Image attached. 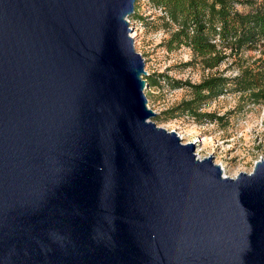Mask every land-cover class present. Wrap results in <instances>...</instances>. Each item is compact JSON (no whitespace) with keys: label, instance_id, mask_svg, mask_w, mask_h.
I'll return each instance as SVG.
<instances>
[{"label":"water","instance_id":"1","mask_svg":"<svg viewBox=\"0 0 264 264\" xmlns=\"http://www.w3.org/2000/svg\"><path fill=\"white\" fill-rule=\"evenodd\" d=\"M135 1L0 0V264H264V159L151 121Z\"/></svg>","mask_w":264,"mask_h":264},{"label":"rangeland","instance_id":"2","mask_svg":"<svg viewBox=\"0 0 264 264\" xmlns=\"http://www.w3.org/2000/svg\"><path fill=\"white\" fill-rule=\"evenodd\" d=\"M134 8V16L141 20L128 18L132 29L130 36L136 52L144 60L146 76L143 79L150 75L155 85H147L144 90L147 105L156 114L151 121L160 128L176 132L182 143H195L197 157L201 160L212 156L223 175L233 178L239 173H250L255 162L264 159V102L252 104L241 101L237 94H227L200 110L201 113L222 117V121L205 119L197 123L185 116L166 120L164 112L191 97L184 83L197 84L208 76L220 74L232 78L238 72L235 66H230V61L210 71L192 61L189 49L168 50L166 41L172 27L159 19L162 11L154 8L149 0H136ZM257 56V53H247V64L253 63ZM172 82L182 84L174 87Z\"/></svg>","mask_w":264,"mask_h":264},{"label":"trees","instance_id":"3","mask_svg":"<svg viewBox=\"0 0 264 264\" xmlns=\"http://www.w3.org/2000/svg\"><path fill=\"white\" fill-rule=\"evenodd\" d=\"M149 1L154 8L162 11L159 19L172 27L166 41L168 50L185 47L191 51L193 62L210 71L230 61V66H235L238 72L232 78L220 74L208 76L197 84L184 83L191 97L164 112L166 120L185 116L197 123L205 119L222 121V117L201 113L200 110L204 105L227 94H237L241 101L246 100L252 104L264 102V2ZM131 17L141 20L134 14ZM250 52L258 56L248 65L247 53ZM150 78V75L145 77L147 85L153 87L155 85ZM172 84L179 87L182 83Z\"/></svg>","mask_w":264,"mask_h":264},{"label":"built area","instance_id":"4","mask_svg":"<svg viewBox=\"0 0 264 264\" xmlns=\"http://www.w3.org/2000/svg\"><path fill=\"white\" fill-rule=\"evenodd\" d=\"M127 21L129 22V19H127Z\"/></svg>","mask_w":264,"mask_h":264},{"label":"bare ground","instance_id":"5","mask_svg":"<svg viewBox=\"0 0 264 264\" xmlns=\"http://www.w3.org/2000/svg\"><path fill=\"white\" fill-rule=\"evenodd\" d=\"M191 143V142H190Z\"/></svg>","mask_w":264,"mask_h":264}]
</instances>
